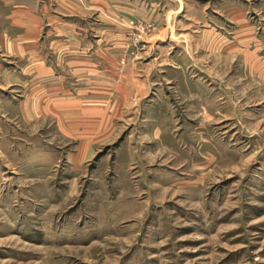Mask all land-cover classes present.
I'll use <instances>...</instances> for the list:
<instances>
[{"label": "rangeland", "instance_id": "rangeland-1", "mask_svg": "<svg viewBox=\"0 0 264 264\" xmlns=\"http://www.w3.org/2000/svg\"><path fill=\"white\" fill-rule=\"evenodd\" d=\"M0 264H264V0L0 9Z\"/></svg>", "mask_w": 264, "mask_h": 264}, {"label": "crops", "instance_id": "crops-1", "mask_svg": "<svg viewBox=\"0 0 264 264\" xmlns=\"http://www.w3.org/2000/svg\"><path fill=\"white\" fill-rule=\"evenodd\" d=\"M0 9H4V10L18 9L20 11L21 10L22 11L28 10V12H29L30 9H31V0H0ZM22 16H24V13L22 14ZM27 20L28 21H27V25H26V35L29 36L30 35V21H29V18ZM7 22L8 21H6V23ZM24 23L25 22H23V25H20V24L17 25L14 22L7 23V24L10 26V28H14V26L17 25L18 26V30L24 36L25 35V26H24L25 24ZM6 32H8V31H6ZM5 35H7V34L3 33V37L2 38H5ZM29 39L30 38L28 37V40ZM18 47L20 48L21 46H19V44H18Z\"/></svg>", "mask_w": 264, "mask_h": 264}]
</instances>
